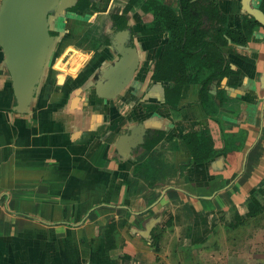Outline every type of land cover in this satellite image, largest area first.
<instances>
[{
	"label": "crops",
	"instance_id": "1",
	"mask_svg": "<svg viewBox=\"0 0 264 264\" xmlns=\"http://www.w3.org/2000/svg\"><path fill=\"white\" fill-rule=\"evenodd\" d=\"M239 2L218 5L245 42L187 61L173 107V83L150 76L168 34L142 35L138 13L137 67L113 98L95 90L122 46L103 16L64 25L26 113L0 48V264H264V28ZM222 64L204 110L200 81ZM203 131L213 156L183 167V135Z\"/></svg>",
	"mask_w": 264,
	"mask_h": 264
},
{
	"label": "trees",
	"instance_id": "2",
	"mask_svg": "<svg viewBox=\"0 0 264 264\" xmlns=\"http://www.w3.org/2000/svg\"><path fill=\"white\" fill-rule=\"evenodd\" d=\"M216 4V0H177V8L174 9L164 5L162 0H134V7L138 11L149 12L152 15L151 26L146 28L143 34H154L161 31L168 34V41L162 54L153 64L152 77L155 80H168L173 83L172 88L166 90L165 103L170 107H173L180 94L184 82L183 71L187 61L193 58L206 59L211 55L224 57L223 48L228 45L229 41L235 44L245 42L242 30L226 27L223 14H219ZM256 24L258 23L251 18L245 21L244 26L250 28ZM154 25L157 28H154ZM225 67L226 65L221 66L200 81L198 101L204 110L207 109L209 103L210 84L226 73ZM168 95L172 98L170 99ZM160 139V133H148L144 139L146 151H152ZM182 139L191 154L189 162L182 164L183 167L190 162L203 163L215 152L211 137L206 131L186 133ZM143 163L142 172H146L149 161ZM151 163L154 166H160V162L156 159Z\"/></svg>",
	"mask_w": 264,
	"mask_h": 264
},
{
	"label": "water",
	"instance_id": "3",
	"mask_svg": "<svg viewBox=\"0 0 264 264\" xmlns=\"http://www.w3.org/2000/svg\"><path fill=\"white\" fill-rule=\"evenodd\" d=\"M61 0H0V48L8 72L16 108L27 112L40 84L48 57L58 37L49 34L48 13L56 11ZM241 10L264 28V12L252 0H240ZM119 47L118 61L111 65L108 79L95 85L96 93L113 98L128 85L137 66L134 48ZM264 88V62L260 75Z\"/></svg>",
	"mask_w": 264,
	"mask_h": 264
},
{
	"label": "flooded vegetation",
	"instance_id": "4",
	"mask_svg": "<svg viewBox=\"0 0 264 264\" xmlns=\"http://www.w3.org/2000/svg\"><path fill=\"white\" fill-rule=\"evenodd\" d=\"M175 2L177 8V0H175ZM216 2L219 14H223L219 8L218 0H216ZM162 3L164 5L172 7V5L166 3L165 0H162ZM60 4L62 5L56 11H50L47 15L49 20V34L52 37H59L62 33V30L60 28H64V25L68 22L69 19H75L76 17H78L79 13H95L96 17H104V20H102V24L99 27L110 28L105 32V35L108 38L111 37V40L113 42L118 39L116 43L119 42V45H122L123 48H134L136 51L133 32V28H136L133 20L134 14H139V23L140 25H142V28H144V30L146 28H150V24L152 22V15L149 12L138 11L134 7V0H61ZM114 5L117 9L112 12L110 11V8ZM223 20L225 21L226 27H228L227 16L224 14ZM89 28L94 27L90 26ZM154 28L157 27L154 25ZM144 30L141 31L142 35H148L143 34ZM118 33H120L119 38ZM151 74L153 75V71L151 72ZM152 75L150 76L152 77Z\"/></svg>",
	"mask_w": 264,
	"mask_h": 264
},
{
	"label": "rangeland",
	"instance_id": "5",
	"mask_svg": "<svg viewBox=\"0 0 264 264\" xmlns=\"http://www.w3.org/2000/svg\"><path fill=\"white\" fill-rule=\"evenodd\" d=\"M165 2L168 3V4H170V5H172V8H174V9L176 8V2H175V0H165ZM116 9H117V8H116V6L114 5V6H111L110 11L114 12ZM97 20H98V18H97ZM61 30H62V28H61ZM68 52H70V55H71V56H72V55H75L74 52H73L72 50H69Z\"/></svg>",
	"mask_w": 264,
	"mask_h": 264
}]
</instances>
